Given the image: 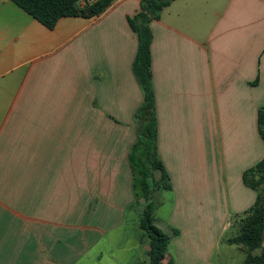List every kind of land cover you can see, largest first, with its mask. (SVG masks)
<instances>
[{"label":"crops","instance_id":"1","mask_svg":"<svg viewBox=\"0 0 264 264\" xmlns=\"http://www.w3.org/2000/svg\"><path fill=\"white\" fill-rule=\"evenodd\" d=\"M141 2L49 29L0 0V264L148 262L144 207L128 213L144 102L128 18ZM149 26L156 153L172 185L154 198L171 193V213L232 232L257 197L243 173L264 158V0H174Z\"/></svg>","mask_w":264,"mask_h":264},{"label":"trees","instance_id":"2","mask_svg":"<svg viewBox=\"0 0 264 264\" xmlns=\"http://www.w3.org/2000/svg\"><path fill=\"white\" fill-rule=\"evenodd\" d=\"M34 19L49 29L66 17L93 18L103 14L114 0H97L81 5V0H11ZM174 0H142L140 11L129 17L128 22L138 36V50L133 71L144 92V102L136 112L139 122L138 139L130 151L135 200L128 212L144 205L138 217V225L148 238V262L163 264L171 244V236L160 229L155 219L154 193L171 191L170 179L157 158L155 96L151 72V44L153 34L150 22L159 19L164 8ZM258 132L264 142V106L258 110ZM159 174L158 180L155 174ZM243 183L257 193L255 204L244 216L238 218L234 227L236 235L227 239L229 245L243 246L247 255L241 264H264V158L243 173ZM177 236L178 230H174ZM259 250V251H258ZM173 264V263H171Z\"/></svg>","mask_w":264,"mask_h":264},{"label":"rangeland","instance_id":"3","mask_svg":"<svg viewBox=\"0 0 264 264\" xmlns=\"http://www.w3.org/2000/svg\"><path fill=\"white\" fill-rule=\"evenodd\" d=\"M157 198L158 197L154 198L155 202H157ZM173 200L174 197L172 196V194L165 192L161 195V199H159L160 204L157 202L156 205V218L159 219V224L161 225V227L162 224L165 223L167 227L172 228V230L168 229V232L171 238H173L172 241L175 243L174 245L171 241L168 251V258L165 264H208L209 250H207V247L208 244L210 245V243H208V239H211L213 243L214 239H216L217 236L218 238H220V241L218 242V245H216L215 250H218L215 254L216 256H213L212 258V264H241V259H243L242 261H244L246 255L248 254V251L245 247L237 245L229 246L225 244L223 246V244H220L222 243L223 238H227V236L231 238L236 235L237 228H235L234 225L237 219L231 223L232 232L230 229H224L222 231L221 221L219 219L209 220L210 228H208V220L203 219L201 216H195L194 218H183L178 215L177 212L171 213V209L174 206ZM142 207H144V205ZM137 212L138 209L135 211L132 209V211H129L128 213L131 216L134 215L133 217H135ZM174 230H178L180 232V235L176 237V235L174 234ZM203 239L207 240V242L206 246L203 245V247H201L202 245L200 246V241ZM139 242L141 245L146 246L148 256L149 243L148 238L143 231L141 232ZM225 242H227V240ZM173 245L176 248L175 262L173 257ZM262 248L264 249V242ZM233 254L236 256V258L232 256Z\"/></svg>","mask_w":264,"mask_h":264}]
</instances>
